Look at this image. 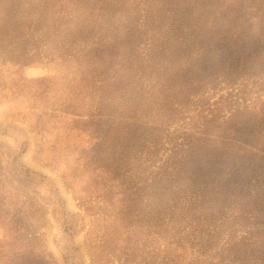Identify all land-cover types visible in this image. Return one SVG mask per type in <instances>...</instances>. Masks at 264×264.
<instances>
[{
    "label": "rangeland",
    "instance_id": "obj_1",
    "mask_svg": "<svg viewBox=\"0 0 264 264\" xmlns=\"http://www.w3.org/2000/svg\"><path fill=\"white\" fill-rule=\"evenodd\" d=\"M0 264H264V0H0Z\"/></svg>",
    "mask_w": 264,
    "mask_h": 264
}]
</instances>
